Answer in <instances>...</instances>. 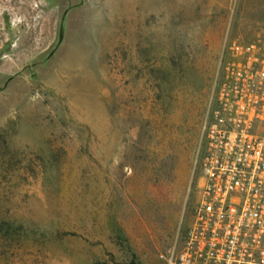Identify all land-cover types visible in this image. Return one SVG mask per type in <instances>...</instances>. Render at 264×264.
<instances>
[{
    "label": "rangeland",
    "instance_id": "obj_1",
    "mask_svg": "<svg viewBox=\"0 0 264 264\" xmlns=\"http://www.w3.org/2000/svg\"><path fill=\"white\" fill-rule=\"evenodd\" d=\"M0 23V264H160L264 0H0Z\"/></svg>",
    "mask_w": 264,
    "mask_h": 264
},
{
    "label": "built area",
    "instance_id": "obj_2",
    "mask_svg": "<svg viewBox=\"0 0 264 264\" xmlns=\"http://www.w3.org/2000/svg\"><path fill=\"white\" fill-rule=\"evenodd\" d=\"M3 33L0 23V48ZM222 57L192 165L195 204L160 264H264V41Z\"/></svg>",
    "mask_w": 264,
    "mask_h": 264
}]
</instances>
